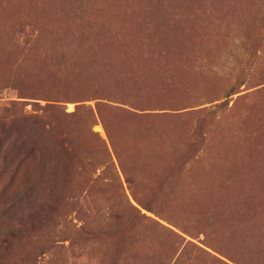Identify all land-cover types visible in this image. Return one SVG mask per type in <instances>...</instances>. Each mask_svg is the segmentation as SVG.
Wrapping results in <instances>:
<instances>
[{
    "label": "rangeland",
    "instance_id": "obj_1",
    "mask_svg": "<svg viewBox=\"0 0 264 264\" xmlns=\"http://www.w3.org/2000/svg\"><path fill=\"white\" fill-rule=\"evenodd\" d=\"M0 264H264V0H0Z\"/></svg>",
    "mask_w": 264,
    "mask_h": 264
}]
</instances>
